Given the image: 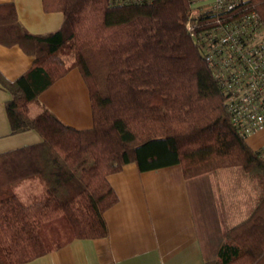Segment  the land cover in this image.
<instances>
[{
    "label": "trees",
    "instance_id": "1",
    "mask_svg": "<svg viewBox=\"0 0 264 264\" xmlns=\"http://www.w3.org/2000/svg\"><path fill=\"white\" fill-rule=\"evenodd\" d=\"M62 11L59 28L32 33L13 2L0 4V43L33 56L15 79L11 133L42 140L0 152V264H21L76 238L107 234L104 213L119 197L108 176L129 162L147 170L179 163L186 178L239 166L260 177L252 213L225 232L207 264H264V147L253 149L231 124L225 98L185 27L188 0L116 5L109 0H43ZM264 22V0H248ZM77 68L89 91L93 125L74 127L29 104ZM38 175L46 199L25 204L13 183Z\"/></svg>",
    "mask_w": 264,
    "mask_h": 264
},
{
    "label": "crops",
    "instance_id": "2",
    "mask_svg": "<svg viewBox=\"0 0 264 264\" xmlns=\"http://www.w3.org/2000/svg\"><path fill=\"white\" fill-rule=\"evenodd\" d=\"M5 2L15 4L19 20L32 33L56 30L64 19L62 11L46 10L43 0H0ZM33 59L19 45L0 43V72L8 79L28 70ZM10 98L0 87V139L9 137L0 141V152L42 140L35 129L11 133ZM45 108L74 127H92L88 87L77 68L32 101L30 115ZM246 142L262 148L264 128ZM108 179L119 199L104 213L105 236L76 238L21 264H207L216 259L225 232L252 213L263 190L262 181L239 166L186 178L179 163L141 170L129 162ZM19 181L42 180L33 175Z\"/></svg>",
    "mask_w": 264,
    "mask_h": 264
},
{
    "label": "built area",
    "instance_id": "3",
    "mask_svg": "<svg viewBox=\"0 0 264 264\" xmlns=\"http://www.w3.org/2000/svg\"><path fill=\"white\" fill-rule=\"evenodd\" d=\"M161 1L109 0L116 5ZM188 2L186 30L202 48L231 124L247 140L264 128V22L256 10L249 9L248 0Z\"/></svg>",
    "mask_w": 264,
    "mask_h": 264
},
{
    "label": "rangeland",
    "instance_id": "4",
    "mask_svg": "<svg viewBox=\"0 0 264 264\" xmlns=\"http://www.w3.org/2000/svg\"><path fill=\"white\" fill-rule=\"evenodd\" d=\"M32 114H33V112H32ZM4 138H9V137H4ZM4 138H1L0 141L7 140ZM5 147H7V146H5ZM36 176H38V175H36ZM258 178L260 179V177H258ZM19 182L20 181H18L17 183H13V186L16 187V190H17L21 200L23 201V203L30 204V203H33L35 201H40V200L47 198L48 191H47V185H46L44 180L41 181V184H25V182H22V183H19Z\"/></svg>",
    "mask_w": 264,
    "mask_h": 264
}]
</instances>
